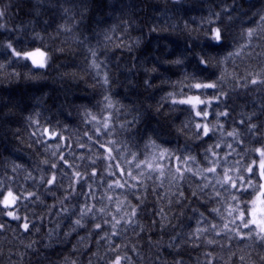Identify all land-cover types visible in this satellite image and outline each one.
I'll return each mask as SVG.
<instances>
[{"label": "trees", "instance_id": "obj_1", "mask_svg": "<svg viewBox=\"0 0 264 264\" xmlns=\"http://www.w3.org/2000/svg\"><path fill=\"white\" fill-rule=\"evenodd\" d=\"M0 11V181L5 192L24 197L13 209L20 220L8 219L0 207V264H112L117 256L121 264H264V243L235 235L246 228L224 229L235 190L216 183L228 168L230 175L247 176L249 166L261 183L256 149L264 146V0H0ZM217 28L221 44L210 40ZM9 43L46 51L47 66L13 56ZM197 82L216 87H190ZM198 91L214 101L201 105L207 120L172 102ZM196 123L216 130L203 136ZM38 128L58 135L41 136ZM233 130L236 138L227 135ZM109 140L114 159L99 158L108 155L100 145ZM164 149L167 158L160 155ZM189 156L195 158L191 170L173 179L176 158ZM209 159L219 161L217 175L206 171ZM144 161L163 165V176ZM138 162L140 183L127 175L141 171ZM77 171L84 176L79 183ZM115 179L135 187L109 189ZM86 204L106 206L109 214L97 212L77 227ZM113 216L124 217L116 236Z\"/></svg>", "mask_w": 264, "mask_h": 264}, {"label": "snow or ice", "instance_id": "obj_2", "mask_svg": "<svg viewBox=\"0 0 264 264\" xmlns=\"http://www.w3.org/2000/svg\"><path fill=\"white\" fill-rule=\"evenodd\" d=\"M3 12L0 11V17L3 16ZM261 21H264V15H262L260 17ZM0 27H3L2 25H0ZM254 35V30L253 29H249L247 32V36L249 38H251ZM210 40L214 43V44H221L223 37H222V33L220 29H214L213 30V34L210 37ZM9 49H12V55L17 57L18 59H23L26 61H31L34 67H38V68H44L47 66L48 64V54L46 51H42L40 48H36L34 51H23V50H17L15 48H13V45L11 43L8 44L7 46ZM237 55H239V53H236ZM93 56H95V52L92 53ZM177 64L181 63L182 61L177 60L175 61ZM202 64H207V60L206 59H202L201 60ZM94 67H97V65H93ZM2 67V66H0ZM105 83H107V77H105L104 80ZM253 84L257 83V80L253 79L251 81ZM190 87L195 88L197 90H201V89H213L216 87L215 83H201V82H197L193 85H191ZM172 95V94H170ZM105 99L107 100L108 97H105ZM174 104H181V105H188L191 107L192 111L195 113L196 117H199L201 119L207 120L208 116H209V112L206 110V108L201 107V105H210L211 103H213L214 101L212 100H205L201 98V94L199 93V91L197 93H194L192 95H186L185 98H181V99H173L172 101ZM108 106H111V104L109 103ZM217 117L220 116H227L228 113L227 112H219L216 113ZM93 119L95 120L96 118L93 117ZM33 123H36L35 121ZM97 123H100V121H97ZM104 131H108L109 129V124L107 122V120L104 121L103 125H102ZM220 129H223V124H219ZM252 128H255V125L251 126ZM196 129L197 131H201L202 129V135L203 136H208L210 132H214L216 130V126H209L208 124H200V123H196ZM37 131L40 133L41 136L43 135H48L49 138H55L58 134L55 133L54 131H51L50 129L44 128V129H37ZM100 129H97V133L99 134ZM34 135L36 133H33ZM110 134V133H109ZM228 136H232L234 138H236L237 133L235 132V130L230 131L227 133ZM89 139H91V137H89ZM114 141L109 140L107 142V145L105 144H101L100 146L103 147L105 149V151L108 153L107 156H103V157H99L105 160H112L114 159V157L112 156V151L113 149L111 147H109V145H113ZM219 145H217L218 147ZM229 148H232V145L229 144L228 145ZM208 151L213 152V155H216V153L214 152L213 149H209ZM256 152L260 155L261 157V161L259 162L258 168H259V176L261 178V180H264V146H262L261 148H257ZM231 153H229L230 155ZM53 155H55V153H53ZM160 155L163 158H167L168 157V151L166 149L164 150H160ZM132 158L133 160H136V154L133 153L132 154ZM61 159H63V157H61ZM81 159H83V157H81ZM177 173H178V177H173V179H177V178H183L184 172L185 171H189L191 170V165L189 164V162H192V164L195 163V158L194 157H186V158H182V157H177ZM96 161L93 160L92 163L94 164ZM44 163H47V161H44ZM65 163L67 164V161H65ZM145 167H147L149 169L150 172H156L159 171L161 177L163 176V165H160L158 162L157 163H153L151 161H144L143 162ZM184 164L186 167L183 168V170L180 168V164ZM254 163H256L254 161ZM208 164L212 165V167H209L206 169V171L208 172H212L214 175H217V168L220 167L219 161L218 160H213V159H209L208 160ZM237 165L239 166V161L237 162ZM71 166V165H69ZM15 167H20L19 165H16ZM52 168H56L57 165L56 163H53L51 165ZM108 169L112 168V165L109 164ZM119 167V166H117ZM136 168H141V163L138 162L135 165ZM232 171L231 168H228L226 170L223 171V177L221 178L219 175H217V179H216V183L220 184L221 187H225V185H227L228 187L225 188V191H228V188L234 189V192H229V195L231 196V201L229 203L228 206V216L232 217V219L226 223L224 225V229L227 232H231L232 228L229 225H235V227L237 229H239L240 227L246 228L248 229L247 233H241L239 230L236 231L235 235L239 236L241 239H248L252 236H255L257 238V240L260 243H264V184L260 183L259 181H256L254 178L257 175V170L256 168H253L251 166L247 167L245 169V171L248 173L247 176H244L243 174L240 175H230L229 173ZM237 171H239V167H237ZM143 173V169L141 168V171L137 174H133L132 172H128L127 175L129 177H131V179L136 180L137 183H140V180L138 179V176H142ZM198 174V172H193V175ZM75 177H76V182L79 183L81 180L84 179V176L80 173V172H75L74 173ZM92 175L95 177L97 175L96 171H93ZM108 175L112 176L114 175V173L112 171H108ZM121 175H124V173L122 172ZM151 178V177H149ZM205 179H207V177H205ZM56 181V175L53 174L51 176L50 179H48L46 181L47 184L49 185H54ZM125 185H127L128 187H135V185L129 184L128 180L125 179L123 182H121L119 179H115L113 180L111 183L108 184V188L109 189H115V188H123ZM89 189H92V185L89 184ZM71 187V185H70ZM205 187H207V185H205ZM239 192L241 193V195H236V193ZM244 193H250L251 194V199L247 198ZM35 193H28V196H34ZM90 195L92 197L95 196V192L92 191L90 193ZM24 197H22L20 194H14L13 191L11 189L7 190V193L5 194V190L3 187V182L0 181V207H2L4 210H8V209H14V207L18 204L19 200L23 199ZM65 199H67V197H65ZM107 199L109 201H111L113 199V197L111 195L107 196ZM122 210V202L118 201V206H117V211H121ZM65 212L68 211V209H64ZM214 211H216L218 214L220 213L219 209H215ZM99 212L103 215H108L109 213L106 211V206L105 207H100V208H96L95 205H85L79 213V217L75 220V225L77 227H84V220L86 217H91L93 220L96 219V213ZM3 212H0V215H3ZM6 214L8 217H10L13 220H20V217L16 214L15 210H9L6 211ZM136 215V209L133 208L131 210V216H129V220H131L132 216ZM124 219L123 216L117 218L115 216H113V223H112V228L114 229L111 233L112 236H116L118 235V231L117 226L120 224L121 220ZM239 220L240 223L236 224V221ZM0 227H2V225H0ZM23 229L25 231H29L30 230V226L29 223L25 222L22 225ZM214 229L217 228L216 225L212 226ZM95 229L97 230H101L102 229V225L101 223H96L95 224ZM198 232H202V231H207V229H197ZM217 235H220L221 232L217 231L216 233ZM103 238V237H102ZM209 243H211V241H209ZM262 259H264V256L261 257ZM121 257L117 256V258L115 259V261L113 262V264H121ZM244 258L241 257V260H243Z\"/></svg>", "mask_w": 264, "mask_h": 264}, {"label": "rangeland", "instance_id": "obj_3", "mask_svg": "<svg viewBox=\"0 0 264 264\" xmlns=\"http://www.w3.org/2000/svg\"><path fill=\"white\" fill-rule=\"evenodd\" d=\"M12 50V49H11ZM31 51H34V50H31ZM31 64H32V62L31 61H29ZM32 66H33V64H32ZM34 67V66H33ZM35 68H38V67H35ZM195 114V113H194ZM48 136V135H47ZM48 138H49V136H48ZM258 156H259V162L261 161V157H260V155L258 154ZM259 162H258V165H259ZM258 173H259V168H258ZM261 183L262 184H264V180H261ZM7 192H5V194H6ZM9 210H13V209H8V210H6V211H9ZM7 215V214H6ZM8 217V216H7ZM8 219H11L10 217H8ZM11 220H13V219H11ZM23 223H25L24 221L22 222V225H23ZM113 264V263H112Z\"/></svg>", "mask_w": 264, "mask_h": 264}]
</instances>
